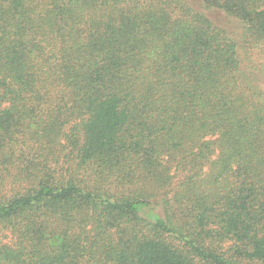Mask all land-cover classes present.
I'll return each mask as SVG.
<instances>
[{
    "label": "trees",
    "instance_id": "trees-1",
    "mask_svg": "<svg viewBox=\"0 0 264 264\" xmlns=\"http://www.w3.org/2000/svg\"><path fill=\"white\" fill-rule=\"evenodd\" d=\"M259 45L264 0H0V264H264Z\"/></svg>",
    "mask_w": 264,
    "mask_h": 264
},
{
    "label": "rangeland",
    "instance_id": "rangeland-1",
    "mask_svg": "<svg viewBox=\"0 0 264 264\" xmlns=\"http://www.w3.org/2000/svg\"><path fill=\"white\" fill-rule=\"evenodd\" d=\"M209 14L215 19L226 20L224 15L218 14L217 12H209ZM233 29L235 31V36L239 38V35L243 32L242 27L236 26V24L233 23ZM261 47L262 46L259 45L258 47L253 46L252 48H250L247 46L243 48L241 54L244 58L245 64L258 65V67L264 64V50L261 49ZM247 53L249 55L248 58L245 56V54L247 55Z\"/></svg>",
    "mask_w": 264,
    "mask_h": 264
}]
</instances>
